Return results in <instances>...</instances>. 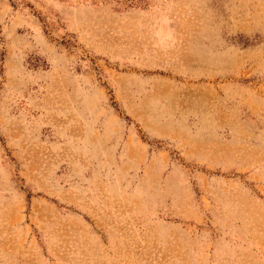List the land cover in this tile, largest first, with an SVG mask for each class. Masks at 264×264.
<instances>
[{
    "label": "rangeland",
    "instance_id": "rangeland-1",
    "mask_svg": "<svg viewBox=\"0 0 264 264\" xmlns=\"http://www.w3.org/2000/svg\"><path fill=\"white\" fill-rule=\"evenodd\" d=\"M0 264H264V0H0Z\"/></svg>",
    "mask_w": 264,
    "mask_h": 264
}]
</instances>
